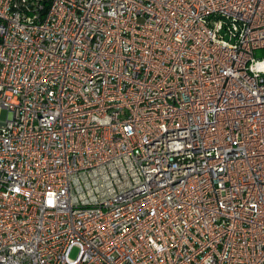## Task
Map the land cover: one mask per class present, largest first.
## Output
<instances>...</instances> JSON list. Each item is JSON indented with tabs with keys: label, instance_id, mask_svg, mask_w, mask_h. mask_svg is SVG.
<instances>
[{
	"label": "built area",
	"instance_id": "obj_1",
	"mask_svg": "<svg viewBox=\"0 0 264 264\" xmlns=\"http://www.w3.org/2000/svg\"><path fill=\"white\" fill-rule=\"evenodd\" d=\"M262 48L264 0H0V264H264Z\"/></svg>",
	"mask_w": 264,
	"mask_h": 264
},
{
	"label": "rangeland",
	"instance_id": "obj_2",
	"mask_svg": "<svg viewBox=\"0 0 264 264\" xmlns=\"http://www.w3.org/2000/svg\"><path fill=\"white\" fill-rule=\"evenodd\" d=\"M256 56L260 57V58H264V48L257 50L256 51ZM4 116H5V111L3 112L2 117H4Z\"/></svg>",
	"mask_w": 264,
	"mask_h": 264
}]
</instances>
